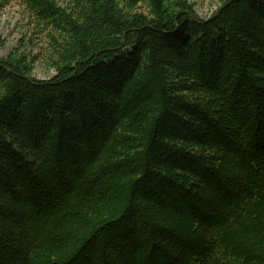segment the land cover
<instances>
[{"label":"trees","instance_id":"1","mask_svg":"<svg viewBox=\"0 0 264 264\" xmlns=\"http://www.w3.org/2000/svg\"><path fill=\"white\" fill-rule=\"evenodd\" d=\"M20 1L55 75L0 59V264H264V0Z\"/></svg>","mask_w":264,"mask_h":264},{"label":"rangeland","instance_id":"2","mask_svg":"<svg viewBox=\"0 0 264 264\" xmlns=\"http://www.w3.org/2000/svg\"><path fill=\"white\" fill-rule=\"evenodd\" d=\"M194 5L197 15L207 19L220 7L213 0H187ZM0 41L4 43L0 59L7 58L20 48L36 58L34 76L39 80L52 78L55 73L48 69L44 52L45 32L35 24L26 6L20 0H0Z\"/></svg>","mask_w":264,"mask_h":264}]
</instances>
